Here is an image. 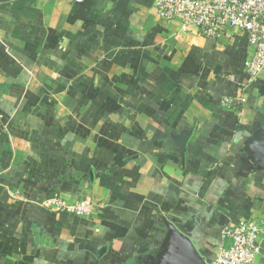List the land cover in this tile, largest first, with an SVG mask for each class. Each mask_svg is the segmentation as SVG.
<instances>
[{"label":"crops","instance_id":"crops-1","mask_svg":"<svg viewBox=\"0 0 264 264\" xmlns=\"http://www.w3.org/2000/svg\"><path fill=\"white\" fill-rule=\"evenodd\" d=\"M173 31L151 0H0V264H174V232L210 264L264 219V73L243 34Z\"/></svg>","mask_w":264,"mask_h":264},{"label":"built area","instance_id":"built-area-1","mask_svg":"<svg viewBox=\"0 0 264 264\" xmlns=\"http://www.w3.org/2000/svg\"><path fill=\"white\" fill-rule=\"evenodd\" d=\"M80 2L81 0H76ZM156 16L173 27L180 38L201 37L214 42L239 33L246 38L250 54L243 70L249 82L264 73V0H151ZM221 105L234 108L238 100L223 98ZM44 207L77 217H90L101 204L91 198L62 197L45 200ZM223 245L210 264H253L264 240V219L242 218L222 231Z\"/></svg>","mask_w":264,"mask_h":264},{"label":"water","instance_id":"water-1","mask_svg":"<svg viewBox=\"0 0 264 264\" xmlns=\"http://www.w3.org/2000/svg\"><path fill=\"white\" fill-rule=\"evenodd\" d=\"M254 143L256 147L255 152L257 151L255 157H257L264 166V132L260 133L259 136L254 139ZM174 237L178 245V248L175 246L178 251V256L174 264H205L186 237L177 232H174Z\"/></svg>","mask_w":264,"mask_h":264}]
</instances>
